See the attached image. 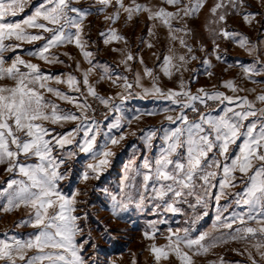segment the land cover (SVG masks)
<instances>
[{"label":"snow or ice","instance_id":"1","mask_svg":"<svg viewBox=\"0 0 264 264\" xmlns=\"http://www.w3.org/2000/svg\"><path fill=\"white\" fill-rule=\"evenodd\" d=\"M30 5L32 0H0V212L26 209L16 227L31 229L23 235L0 233V264H121L118 246L127 229L112 222L134 224L133 215L146 211L157 216L142 231L149 241L142 252H149L152 264H197L210 254L215 258L207 264H264V89L246 86L264 84V0H162L160 6L137 0H39L17 19ZM206 7L201 34L195 22ZM142 13L167 29L166 54L152 53L159 61L155 68L147 64L143 48L134 53L115 26L122 15L127 24ZM101 16L112 26L99 31L97 41L90 18ZM237 16L258 29L256 40L229 25ZM155 27L148 37H156ZM221 40L252 57L235 62L243 82L223 79L219 87L193 90L201 67L211 78L213 59L227 62ZM36 42L39 46L24 49ZM100 42L124 45L110 49L120 55L118 64L96 59ZM176 42L183 51H176ZM140 45L155 47L143 37ZM68 46L81 58L53 51ZM25 56L71 71H46ZM193 61L200 62L197 68L189 67ZM97 68L102 75L92 81ZM156 68L169 80L175 76L177 86L162 87ZM185 72H191L187 79ZM146 78L150 87L143 83ZM105 81L109 90H120L103 94L98 86ZM136 96L169 105L127 115L126 102ZM145 114L163 120L159 126L133 128ZM67 124L72 127L65 130ZM129 137L140 143L127 145ZM126 148L131 152L116 186H105L102 177ZM90 193L104 198L108 223L95 215L100 208ZM213 207L211 228L198 230ZM169 213L186 216L187 226L167 227V243L157 244V235H163L159 225L169 223L163 218ZM94 217L102 227L92 226ZM238 242L246 246L230 250L243 260L214 251ZM128 251L129 264H138L137 254Z\"/></svg>","mask_w":264,"mask_h":264},{"label":"crops","instance_id":"2","mask_svg":"<svg viewBox=\"0 0 264 264\" xmlns=\"http://www.w3.org/2000/svg\"><path fill=\"white\" fill-rule=\"evenodd\" d=\"M39 0H32V5L27 7L25 9L24 13H21L18 15L17 19L23 18L26 14L32 11V6L38 3ZM130 0H125V3H129ZM139 3H149L153 6H160L162 4V0H137ZM211 3L212 0H209ZM171 10V9H170ZM206 11L207 7L203 10V13L200 15L199 20L195 22V26H197V22L201 21L202 18H205L206 16ZM91 23H92V28H91V37L93 40L100 41L99 38V31H101L104 28L111 27L112 25L110 24H105L103 21L102 16L97 18V17H92ZM153 23H156V27L153 29V31L156 33L155 38L148 37V29L151 27ZM229 25L231 27H234L235 29L239 30L241 33L246 34L249 36V27L246 26L240 19V17H233L229 21ZM118 30L126 35L130 41V47H132L133 52L135 53L137 50V46H140L143 48V55L144 58L147 62V64L151 67H156V65L159 63V61L156 60V58L152 55L153 52H155L157 55L163 57L165 53V49L167 47L166 41L164 40V37L167 35V29L166 27L162 26L159 22H152L148 20L147 13H142L139 14L138 16H135L132 21H129L127 24H125L124 16L122 15L121 20L115 25ZM35 31V30H32ZM86 32L89 31L88 27L85 29ZM143 37L145 41L151 40V42L155 45L154 48H147L144 45H140V39ZM7 42V41H6ZM191 42V41H190ZM220 43L221 49H228V54H227V62L226 63H221L217 62L213 59V64L215 67L212 69L213 72L215 73L214 76L211 78L207 77L204 75V69L201 67L200 73H199V82L193 81L192 87L193 90L196 88H199L200 86H205V87H211L213 84L217 85L218 87L220 86V83L223 79H230V78H235L237 83H242V69L236 66L235 62L237 60H242L244 62H249V55L245 49L240 48L236 44H234L232 41L229 40H221ZM40 42H36L35 45H30L25 43L24 44V49H29L34 46H39ZM224 44V45H223ZM124 45L122 43L120 44H114L112 46H104L102 42H100V47L101 51L99 52L98 56L96 57L97 60L101 62H109L111 64H118L120 60V55L118 53H115L111 51V47H123ZM176 51H183L181 49L180 45L178 42L175 44ZM17 51H21L20 49H17ZM53 51H70L74 55L77 56L78 59H80V55L77 51V49L74 46H68L66 48H61V49H53ZM23 54V53H21ZM8 56H11V53L6 54ZM198 55H202L198 53ZM25 59H33V62H37L41 64V68L46 70V71H51L54 73H60V72H67L71 71V69L66 68L64 65L60 64H45L42 61H38L35 58L25 56ZM62 59H67L66 57H61ZM75 62H73L74 65ZM81 63L83 67H88L87 63L81 59ZM200 62L199 61H193L191 65L189 66L190 68H197L199 66ZM229 65H232V67H229ZM134 67H137V65L134 64ZM122 68V66H121ZM227 69V71H225ZM156 72L159 74V83L162 87H176V80L177 78L174 76L171 80H169L162 72L161 69L156 68ZM77 76H80V73H76ZM100 75H102V70L100 68H97L96 71L91 75L90 79L92 81H96L99 79ZM191 76V72H185V79H187L188 76ZM145 86H151V81L149 79H145L143 81ZM247 87H255L257 89V92L261 91L264 89V84H251V83H246ZM62 89L66 90V85H59ZM98 90L101 91L103 94H114L116 91H119V88L113 87L111 90H109V83L108 82H102L98 86ZM221 90H226L221 88ZM137 92H139V89H136ZM241 95H249L251 97L250 93H240ZM48 96H51V94H47ZM53 99H55L53 97ZM58 103L61 104L62 107L64 108H71V105L62 102V101H57ZM169 102L167 101H160L156 100L154 97L149 96L147 98H141L140 96L133 97L129 101L126 102V114L127 115H133L135 112H142V113H148V112H153L162 109L165 106H168ZM163 120L162 116H149V115H144L141 119L140 122H133V128H142V127H147V126H159L161 121ZM165 123H167L165 121ZM72 127L71 124L65 125V130L67 128ZM127 145H131L132 143H137L139 144L140 142L135 138V137H129V139L125 142ZM239 143V142H238ZM124 154L128 157L130 155L131 149L126 148L124 150ZM127 157H124V161L120 165V168L118 169V177L122 168L123 163L126 161ZM0 173V177H3V170ZM111 171V170H110ZM113 174L109 173L106 174L105 177H102V181L104 182L105 186H110V183H114V179H111V176ZM118 180V179H117ZM117 184V183H116ZM116 186V185H115ZM240 187H243L242 185ZM239 190V188L235 189ZM223 203V201H221ZM27 213V210L24 208H21L20 210H17L15 212L5 214L3 212H0V233H4L5 231H15L16 233L23 235L27 232H30L31 229L28 227H16V222L19 221L21 218H23ZM214 216H215V208L213 207L209 211V215L205 217L202 221L199 222L197 225L198 230H204V229H209L211 228L213 221H214ZM133 218L135 219V233L139 236V240L137 242H134V246H129L127 248H124L123 250V258L121 260V264H129V260H131V255L128 249L131 250V252H134L137 254V260L138 264H152V257L147 251H143L147 245L149 244V241L144 239L142 236V231L146 227L147 222L149 220H155L157 219V216L151 212V211H146L143 214H134ZM164 219H167L169 223L167 225L161 224L159 227L163 230V235L158 234L156 243L157 244H165L167 241L164 239V236L167 235V227H172L173 229L177 227H184L187 226L184 221L187 219L186 216L180 215V214H171L169 213L166 217H163ZM120 223V222H119ZM123 224V223H122ZM236 243H230L227 246L221 245L220 247L216 248L214 251L218 254H223V250H230L232 248H235ZM246 245L243 243V246L241 248L245 247ZM127 255H129L130 259H126ZM117 258L119 259V254H117ZM215 256L213 255H208L207 257H202L197 260V264H207L208 260L214 259ZM226 259H232V260H243L244 257L238 256L236 253H232V251H229V254L225 255Z\"/></svg>","mask_w":264,"mask_h":264},{"label":"rangeland","instance_id":"3","mask_svg":"<svg viewBox=\"0 0 264 264\" xmlns=\"http://www.w3.org/2000/svg\"><path fill=\"white\" fill-rule=\"evenodd\" d=\"M206 15H207V11H206ZM203 20H204V18H202L201 19V21H198L197 22V29H198V33H203V29L200 27V25L203 23ZM257 34H258V29H253V28H250L249 27V37H251V39L252 40H256L257 39ZM221 45H222V43H220ZM224 45V44H223ZM209 47H211V45H209ZM252 59V57H250L249 56V61ZM188 77H190V75L188 76ZM187 77V78H188ZM125 152H123L122 154H120V155H118V158L116 159V161H115V164H114V167H113V169H111V171H110V173L111 174H113L112 176H111V179H114V183H110V186L111 187H115V185H116V183H117V179H118V169L120 168V165L122 164V162L124 161V157H127L125 154H124ZM2 171H0V173H1ZM81 187H83V185H81ZM90 200H91V202L93 203V204H96L97 205V207H99L100 208V211L98 212V213H96L95 215L96 216H98L99 217V220L100 221H103L104 223H108V215H109V213L107 212V211H105L104 210V206H103V204L101 203V201L104 199L103 197H98L97 195H95V194H91L90 193V195H89V197H88ZM78 210H80V209H78ZM134 219V218H133ZM134 221H135V219H134ZM123 222H117V221H113L112 222V226L113 227H116V226H119V227H121V228H126L127 229V232H126V234H125V237H124V239L121 241V245L120 246H118V247H120L121 249H122V251L124 250V248H127L129 245L130 246H133V247H135L134 245V242L136 241L137 242V240H139V236L135 233V230H134V227H135V224H136V222L133 224V223H123ZM92 226L94 227V228H98V227H102V225L95 219V217L93 218V220H92ZM96 233H94V235H95ZM129 244V245H128ZM241 246H243V242H238V243H236V245H235V248H241ZM229 249L228 250H223V254L224 255H226V254H229ZM232 253H235V252H232ZM130 256L129 255H127V258L126 259H130L129 258ZM128 262H130V260L128 261Z\"/></svg>","mask_w":264,"mask_h":264}]
</instances>
